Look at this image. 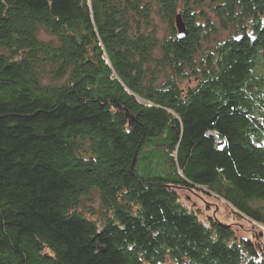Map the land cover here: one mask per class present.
I'll list each match as a JSON object with an SVG mask.
<instances>
[{
	"label": "trees",
	"instance_id": "16d2710c",
	"mask_svg": "<svg viewBox=\"0 0 264 264\" xmlns=\"http://www.w3.org/2000/svg\"><path fill=\"white\" fill-rule=\"evenodd\" d=\"M261 228L264 0H0V264H264Z\"/></svg>",
	"mask_w": 264,
	"mask_h": 264
},
{
	"label": "rangeland",
	"instance_id": "374dc122",
	"mask_svg": "<svg viewBox=\"0 0 264 264\" xmlns=\"http://www.w3.org/2000/svg\"><path fill=\"white\" fill-rule=\"evenodd\" d=\"M176 25V23H175ZM177 29V28H176ZM225 33H223L222 36H224ZM38 38L44 41L50 40L51 37L48 36L47 34L40 32L38 35ZM180 196H181V202L182 205H184L185 207H187L188 209H191L192 211H197L198 209L204 213H210V214H218L219 217H222V206L223 204H219L215 199H208L207 197H205V194H199L198 193H189L187 191H180ZM95 199V198H94ZM97 200V199H96ZM92 203H94V201H92ZM218 203V204H217ZM94 211L97 208V203H94L92 205ZM224 218V217H223ZM205 219V218H204ZM203 219V220H204ZM244 225V222L241 223V225ZM242 225V226H243ZM245 226V225H244ZM262 231H264V229L261 228Z\"/></svg>",
	"mask_w": 264,
	"mask_h": 264
},
{
	"label": "water",
	"instance_id": "95a60500",
	"mask_svg": "<svg viewBox=\"0 0 264 264\" xmlns=\"http://www.w3.org/2000/svg\"><path fill=\"white\" fill-rule=\"evenodd\" d=\"M175 23H176V28H177V32H178L179 36L183 37V35H184V26H183V23H182L180 17L176 18Z\"/></svg>",
	"mask_w": 264,
	"mask_h": 264
}]
</instances>
